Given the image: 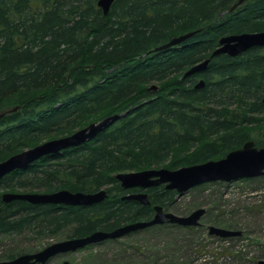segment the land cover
<instances>
[{"label":"trees","instance_id":"1","mask_svg":"<svg viewBox=\"0 0 264 264\" xmlns=\"http://www.w3.org/2000/svg\"><path fill=\"white\" fill-rule=\"evenodd\" d=\"M236 1L116 0L105 16L98 0H0V162L122 115L85 143L0 180V236L66 240L151 220L178 192L147 189V206L123 200L141 190H124L116 174L222 159L248 141L264 147V47L218 55L186 76L222 37L264 31V0L228 12ZM194 31L180 46L153 51ZM199 80L204 87L196 88ZM101 189L109 198L91 206L1 199Z\"/></svg>","mask_w":264,"mask_h":264},{"label":"water","instance_id":"2","mask_svg":"<svg viewBox=\"0 0 264 264\" xmlns=\"http://www.w3.org/2000/svg\"><path fill=\"white\" fill-rule=\"evenodd\" d=\"M116 0H98L104 15H108ZM249 0H237L230 11L245 4ZM198 32L175 37L168 43L157 47L154 52L168 50L193 38ZM255 47H264V31L244 32L224 36L219 41V47L212 53V57L226 54L230 57H239L243 53ZM210 60L193 66L186 76L201 72L206 69ZM205 82L201 81L196 88H202ZM153 91L158 87L153 86ZM18 108L12 111H17ZM5 114H0V118ZM117 117L108 118L100 123H92L77 132L52 140L45 141L35 147L25 149L8 159L0 162V180L12 172L24 169L36 161L48 155H54L74 146L81 145L93 138L98 131L106 127L110 121ZM264 176V147L259 148L253 141L246 142L241 148L231 151L224 158L209 160L201 164L181 167L179 169L151 168L140 171L121 172L115 178L125 190L139 189L147 190L160 185L166 189L175 190L182 195L192 188L213 182H232L241 179L257 178ZM109 198L107 189H101L94 193L72 192L69 190H58L51 193L40 192H4L2 202L9 204L13 201H26L31 204H53L64 206H91L101 203ZM123 200L137 201L143 205H150L148 193L141 191L131 193L122 198ZM2 207H0L1 212ZM155 214L151 220L139 221L123 225L113 231H97L81 238H70L58 241L45 247L36 253H28L17 256L13 260L0 261V264H47L52 258L69 252L77 251L87 246L97 244L106 240L122 238L133 232H137L156 225L174 224L183 227H197L201 225V219L206 214L204 208L197 209L187 216H179L167 211L162 206L154 207ZM209 234L220 238L238 237L239 231L228 230L216 226L208 228ZM62 264H72L68 261ZM260 264H264L261 262Z\"/></svg>","mask_w":264,"mask_h":264},{"label":"rangeland","instance_id":"3","mask_svg":"<svg viewBox=\"0 0 264 264\" xmlns=\"http://www.w3.org/2000/svg\"><path fill=\"white\" fill-rule=\"evenodd\" d=\"M159 85L158 83H154ZM204 208L197 227L156 225L119 239L60 254L47 264H260L264 263V176L228 183H207L176 197L167 211L187 216ZM216 226L238 237L209 234ZM62 239L0 236V261L9 253H36Z\"/></svg>","mask_w":264,"mask_h":264},{"label":"bare ground","instance_id":"4","mask_svg":"<svg viewBox=\"0 0 264 264\" xmlns=\"http://www.w3.org/2000/svg\"><path fill=\"white\" fill-rule=\"evenodd\" d=\"M236 2H237V1H236ZM236 2H235V3H236ZM247 2H248V1H247ZM247 2H246V3H247ZM235 3H234V4H235ZM246 3H245V4H246ZM234 4H233V5H234ZM233 5H232V7H233ZM243 5H244V4H243ZM243 5H241V6H243ZM97 6H98V8H99L100 10H102V8L98 5V2H97ZM241 6H239V7H241ZM232 7H231V8H232ZM239 7H237L236 9H238ZM231 8H230V9H231ZM230 9L228 10V12H233V11L236 10V9H235V10H233V11H230ZM102 12H103V10H102ZM103 15H104V13H103ZM105 16H106V15H105ZM194 32H195V31H194ZM196 32H199V31H196ZM187 41H188V40H187ZM187 41H186V42H187ZM219 41H220V40H219ZM167 43H168V42H167ZM184 43H185V42H184ZM165 44H166V43H165ZM163 45H164V44H163ZM161 46H162V45H161ZM178 46H180V45H178ZM218 47H219V44H218ZM218 47H217V48H218ZM217 48H216V49H217ZM155 49H156V48H155ZM216 49H215V50H216ZM215 50H214V51H215ZM214 51H213V52H214ZM160 52H161V51H160ZM213 52H212V53H213ZM212 53H211L210 58H208V59H206V60H210V62H211L212 58H214V57H212ZM220 55H221V54H220ZM224 55H226V54H224ZM217 56H218V55H217ZM215 57H216V56H215ZM206 60H203V61L197 63L196 65H198V64H200V63H203V62H205ZM210 62H209V64H210ZM209 64H208V66H209ZM194 66H195V65H194ZM208 66H207V67H208ZM204 70H205V69H204ZM188 71H189V70H188ZM188 71H187V72H188ZM202 71H203V70H202ZM187 72H186V73H187ZM201 81H204V80H199V82H201ZM204 82H205V81H204ZM153 86H157V87H158L157 84H152V85L150 86L149 89L151 90V88H152ZM16 108H17V107H16ZM14 109H15V108H14ZM12 110H13V109L9 110V113H13ZM15 112H16V111H15ZM0 114H5V115H6V113H0ZM113 117H117V118L114 119V120H112V121H110L109 124L113 123V122L116 121L118 118H121L122 115H114V116H110V117H108V118H113ZM2 118H3V117H2ZM108 118H105V119H103V120H101V121H99V122H93V123H100V122H102V121H104V120H106V119H108ZM91 124H92V123H91ZM109 124H108V125H109ZM89 125H90V124H89ZM108 125H107V126H108ZM107 126H106V127H107ZM84 128H85V127H84ZM104 128H105V127H104ZM82 129H83V128H82ZM102 129H103V128H102ZM102 129H101V130H102ZM79 130H80V129H79ZM77 131H78V130H77ZM77 131H75V132H77ZM75 132H74V133H75ZM47 141H48V140H47ZM62 152H63V151H62ZM62 152H60V153H62ZM160 186H161V185H160ZM164 186H165V185H164ZM158 187H159V186H158ZM165 188H166V187H165ZM124 190H125V189H124ZM130 190H133V189H130ZM168 190H169V189H168ZM126 191H129V190H126ZM141 191H144V192H145V190H141ZM128 194H131V192H128L125 196H127ZM123 197H124V196H123ZM1 199H2V196H1ZM3 204H4V203H3ZM154 213H155V211H154Z\"/></svg>","mask_w":264,"mask_h":264},{"label":"flooded vegetation","instance_id":"5","mask_svg":"<svg viewBox=\"0 0 264 264\" xmlns=\"http://www.w3.org/2000/svg\"><path fill=\"white\" fill-rule=\"evenodd\" d=\"M134 190V189H133ZM135 193H137V192H135Z\"/></svg>","mask_w":264,"mask_h":264}]
</instances>
